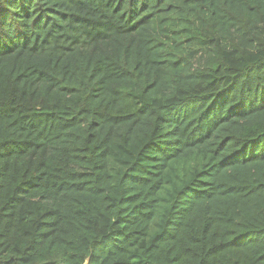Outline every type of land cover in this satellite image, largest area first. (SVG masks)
Masks as SVG:
<instances>
[{
	"label": "trees",
	"instance_id": "obj_1",
	"mask_svg": "<svg viewBox=\"0 0 264 264\" xmlns=\"http://www.w3.org/2000/svg\"><path fill=\"white\" fill-rule=\"evenodd\" d=\"M87 261L264 264V0H0V264Z\"/></svg>",
	"mask_w": 264,
	"mask_h": 264
},
{
	"label": "water",
	"instance_id": "obj_2",
	"mask_svg": "<svg viewBox=\"0 0 264 264\" xmlns=\"http://www.w3.org/2000/svg\"><path fill=\"white\" fill-rule=\"evenodd\" d=\"M85 264H88V261Z\"/></svg>",
	"mask_w": 264,
	"mask_h": 264
},
{
	"label": "rangeland",
	"instance_id": "obj_3",
	"mask_svg": "<svg viewBox=\"0 0 264 264\" xmlns=\"http://www.w3.org/2000/svg\"><path fill=\"white\" fill-rule=\"evenodd\" d=\"M201 51V50H200Z\"/></svg>",
	"mask_w": 264,
	"mask_h": 264
}]
</instances>
